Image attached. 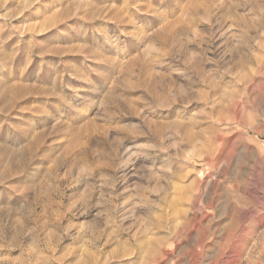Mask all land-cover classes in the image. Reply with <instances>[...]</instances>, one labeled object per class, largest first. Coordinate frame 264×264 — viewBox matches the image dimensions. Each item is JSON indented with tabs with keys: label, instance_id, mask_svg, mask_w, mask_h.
<instances>
[{
	"label": "rangeland",
	"instance_id": "1",
	"mask_svg": "<svg viewBox=\"0 0 264 264\" xmlns=\"http://www.w3.org/2000/svg\"><path fill=\"white\" fill-rule=\"evenodd\" d=\"M0 264H264V0H0Z\"/></svg>",
	"mask_w": 264,
	"mask_h": 264
},
{
	"label": "bare ground",
	"instance_id": "2",
	"mask_svg": "<svg viewBox=\"0 0 264 264\" xmlns=\"http://www.w3.org/2000/svg\"><path fill=\"white\" fill-rule=\"evenodd\" d=\"M38 140L40 141V137L38 138ZM40 146L39 145H37V151H39L40 150V148H39ZM36 182V181H35ZM35 184H37V182L35 183ZM37 187V186H36ZM245 229H243V230H241V231H244Z\"/></svg>",
	"mask_w": 264,
	"mask_h": 264
}]
</instances>
